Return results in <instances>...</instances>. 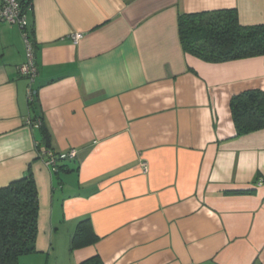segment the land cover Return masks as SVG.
<instances>
[{
  "label": "crops",
  "instance_id": "1",
  "mask_svg": "<svg viewBox=\"0 0 264 264\" xmlns=\"http://www.w3.org/2000/svg\"><path fill=\"white\" fill-rule=\"evenodd\" d=\"M26 3L34 81L22 30L0 24V188L30 171L39 192L19 264H264V129L237 136L230 110L264 91V56L207 63L178 30L220 10L263 25L264 0ZM40 122L74 160L46 165ZM86 220L98 241L71 251Z\"/></svg>",
  "mask_w": 264,
  "mask_h": 264
},
{
  "label": "trees",
  "instance_id": "2",
  "mask_svg": "<svg viewBox=\"0 0 264 264\" xmlns=\"http://www.w3.org/2000/svg\"><path fill=\"white\" fill-rule=\"evenodd\" d=\"M19 1L26 14L28 3ZM178 30L184 51L207 63L264 56V24L243 26L236 10L180 15ZM25 31L34 46L32 34L27 28ZM30 104L36 105L35 90L30 92ZM230 110L237 136L264 129V91L251 90L234 96ZM39 128L41 143L47 151L54 152L49 129L44 122H40ZM39 209V192L32 172L0 188V264H19L21 257L36 251ZM97 241L98 237L86 220L77 226L70 249L74 251ZM82 264L104 262L97 255Z\"/></svg>",
  "mask_w": 264,
  "mask_h": 264
},
{
  "label": "built area",
  "instance_id": "3",
  "mask_svg": "<svg viewBox=\"0 0 264 264\" xmlns=\"http://www.w3.org/2000/svg\"><path fill=\"white\" fill-rule=\"evenodd\" d=\"M0 24L7 23L10 25L18 26L25 38L26 48H27V62L23 64L20 68V74L30 78L34 81L37 75V66L35 63V50L32 42L29 40L28 35L26 33L27 28V18L26 14L23 13V9L19 0H0ZM80 35H75V41H78ZM45 155V163L49 167L56 168L59 161L65 160H74L77 157V152L75 149H71L68 152L59 153L57 155L52 151H46ZM146 170V165H143Z\"/></svg>",
  "mask_w": 264,
  "mask_h": 264
},
{
  "label": "rangeland",
  "instance_id": "4",
  "mask_svg": "<svg viewBox=\"0 0 264 264\" xmlns=\"http://www.w3.org/2000/svg\"><path fill=\"white\" fill-rule=\"evenodd\" d=\"M20 262V261H19Z\"/></svg>",
  "mask_w": 264,
  "mask_h": 264
}]
</instances>
